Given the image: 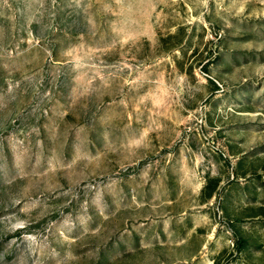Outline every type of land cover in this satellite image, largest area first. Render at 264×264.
<instances>
[{
    "label": "rangeland",
    "instance_id": "rangeland-1",
    "mask_svg": "<svg viewBox=\"0 0 264 264\" xmlns=\"http://www.w3.org/2000/svg\"><path fill=\"white\" fill-rule=\"evenodd\" d=\"M0 264H264V0H0Z\"/></svg>",
    "mask_w": 264,
    "mask_h": 264
}]
</instances>
